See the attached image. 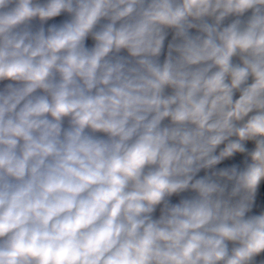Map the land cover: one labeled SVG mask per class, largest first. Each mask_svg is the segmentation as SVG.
<instances>
[{
    "label": "clouds",
    "instance_id": "1",
    "mask_svg": "<svg viewBox=\"0 0 264 264\" xmlns=\"http://www.w3.org/2000/svg\"><path fill=\"white\" fill-rule=\"evenodd\" d=\"M0 264H264V0H0Z\"/></svg>",
    "mask_w": 264,
    "mask_h": 264
}]
</instances>
